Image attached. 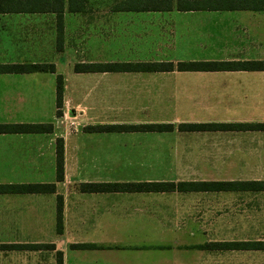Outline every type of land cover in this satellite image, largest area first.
Here are the masks:
<instances>
[{
	"label": "crops",
	"instance_id": "0c3cea01",
	"mask_svg": "<svg viewBox=\"0 0 264 264\" xmlns=\"http://www.w3.org/2000/svg\"><path fill=\"white\" fill-rule=\"evenodd\" d=\"M89 9L64 8L61 50L55 13H0V64H51L55 70L0 73V124L52 126L48 132L0 133V184L55 186L54 192L0 194V238H5L0 244H54V249H0L6 253L0 264H44V251H61L62 264H119V251H139L140 242L173 252L187 250L188 243L208 253L264 252L204 245L264 238L204 240V234L189 232L193 226L187 222L207 220L224 200L250 191L80 189L83 183L264 180V131L178 128L264 123V70L74 71L77 63L264 62V11H111L114 21L108 22L103 16L85 19ZM58 74L63 77L61 116ZM119 105L127 116H119ZM142 124L172 128L97 129ZM58 139L62 180L56 177ZM140 158H154L143 165L149 170L142 176L132 174V166L142 168ZM58 196L61 233L56 231ZM53 254L46 264H56ZM126 258L122 264H138Z\"/></svg>",
	"mask_w": 264,
	"mask_h": 264
},
{
	"label": "trees",
	"instance_id": "16d2710c",
	"mask_svg": "<svg viewBox=\"0 0 264 264\" xmlns=\"http://www.w3.org/2000/svg\"><path fill=\"white\" fill-rule=\"evenodd\" d=\"M86 0H0V13H55L59 26L57 46L61 50L63 43V11L82 12ZM176 7L178 10H256L264 11V0H119L112 11H166ZM258 71L264 70V62L246 61H188L147 62V63H77L75 72H119V71ZM55 72L51 64H0V73ZM63 105V77L56 76L57 115L61 116ZM51 124H0V133H34L51 131ZM172 128L171 124H143L97 127L102 130L119 131H164ZM180 130H262L264 123H210L179 124ZM57 180L63 179V143L58 139L56 147ZM81 191H119V192H163V191H264V180L246 181H185V182H114L83 183ZM54 184H0V194L10 193H46L54 192ZM62 198L57 197L56 231H62ZM75 247H88L89 244H77ZM207 248L233 250H264V241H233L205 244ZM25 247L28 249L49 248L54 244H0V249ZM56 264H62V252L56 251Z\"/></svg>",
	"mask_w": 264,
	"mask_h": 264
},
{
	"label": "rangeland",
	"instance_id": "374dc122",
	"mask_svg": "<svg viewBox=\"0 0 264 264\" xmlns=\"http://www.w3.org/2000/svg\"><path fill=\"white\" fill-rule=\"evenodd\" d=\"M118 2L119 0H86V5H89L90 9L83 17L88 16L87 19H92L93 16H103L108 19V22L114 21L111 11L113 6ZM84 18L86 19V17ZM49 20H51V18H49ZM124 95L125 94H123V96ZM67 115L68 114H66V116ZM127 115V109L119 105V116ZM132 159L133 158H119V162ZM151 159L154 158H140L142 168L135 170L132 166V174L142 176V173L149 170L148 167L143 165H148L147 160L152 161ZM231 198L232 199L229 200L228 203H225L224 200V204L221 203L218 209L215 207L212 215H207V220L187 222L189 225L193 226L190 228L189 232L204 234V240L210 238L216 240L225 238L235 240L264 238V194L261 191L236 192ZM212 218L213 220H211ZM227 232H229V235H227ZM4 240L5 238H0L1 243H3ZM190 245H192V243L185 245L187 246V250L173 252L163 250V246L161 245L149 243L142 244L140 242L139 245H137L139 251H119V264H122V262L127 259L126 257H131V259L138 264H217L219 262H228L229 264H264V252L234 251L229 253H208L192 248ZM90 247L91 246L77 248L85 249ZM181 248L184 249L183 246ZM145 250L147 251L145 252ZM140 251L141 253H139ZM53 252L54 251H44V253H42V258L46 260L44 264L51 259V254H53ZM5 254V252L0 251V262L4 260ZM38 255H40L39 252ZM29 259H33V254Z\"/></svg>",
	"mask_w": 264,
	"mask_h": 264
}]
</instances>
